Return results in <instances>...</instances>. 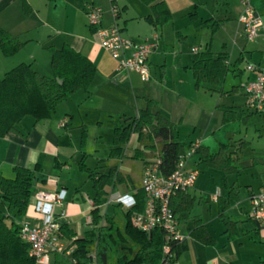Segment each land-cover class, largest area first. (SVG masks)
Segmentation results:
<instances>
[{
    "label": "crops",
    "instance_id": "0c3cea01",
    "mask_svg": "<svg viewBox=\"0 0 264 264\" xmlns=\"http://www.w3.org/2000/svg\"><path fill=\"white\" fill-rule=\"evenodd\" d=\"M23 1L0 0V26L26 43L13 56L4 55L0 49V77L22 62L35 66L43 54L46 57L44 69L51 71L48 48L64 44L90 58L97 66V73L88 90L75 92L69 100L59 105L62 106L61 110L58 109L59 106L56 108L49 119L36 121L33 117L26 116L16 130L0 140V172L10 177L14 166L32 168L43 156V171L39 173L34 193L40 189L65 188L68 191L65 203L67 217L63 220L76 232V238L81 237L89 228L93 199L90 202L85 200L83 189L63 173L65 170L69 172V159H76L79 163L83 157L81 147L69 140L71 130L74 129L75 111L78 110L83 115L80 125L82 128L89 123L85 119L91 116L100 127L106 124L110 127L114 125L118 114L127 112L134 116L146 107L147 99H152L157 103L156 109L176 125V134L181 141L206 146L211 152H216L221 144L237 145L240 139L250 144L239 153L241 173L222 177L229 185H240V201L223 210V206L217 201L223 185L211 197L219 206L220 223H208L204 213L195 212V206L190 213L178 216L181 231L188 236V247L176 264H264V241L258 235L257 223L248 217L251 193L264 186V110L254 113L247 122H223L226 107L246 109L243 86L247 80L256 77V72L246 69L247 64L254 63L264 70V0H250L263 20V28L252 42L246 39L238 21L243 10L240 0H236L233 6L229 0H165L173 20L163 28L162 34L146 21L145 17L151 13V7L142 0H115L114 3L110 0H25L31 9L29 13H26ZM89 4L103 9L104 25L109 26L116 21L127 36L138 41L150 39L157 42L156 50L150 56L149 81H142L135 72L125 73L118 69L117 61L101 47L98 37L88 25ZM113 4L119 9L117 17L113 13ZM210 18L223 21L215 33L210 28H197L200 22ZM207 44L215 53L226 51L230 55L232 70L227 76L224 91L228 92L236 85L241 88L233 93L223 94L205 88L196 89L192 71L184 67L191 65L194 49L202 50ZM241 55L243 62L238 68L233 67L232 64ZM117 125L113 127L111 143ZM136 149L144 152L138 159L134 158ZM156 151L159 150L144 148L138 134L131 136L125 151L128 161L122 160L119 167L128 181L118 186V192L134 193V170L141 168L143 174L145 165L155 156ZM152 153L154 154L151 155ZM198 158V155L194 157L195 164ZM116 161L113 158L110 165ZM97 167L101 172L109 169L106 163H100ZM244 173L251 176L247 182L241 180ZM77 177L81 181L82 176ZM244 186L246 193L243 199L241 188ZM106 189L111 188L108 186ZM191 191L189 192L196 196ZM196 199V203L199 201L204 204L202 195L199 200L197 196ZM33 204L32 196L23 220L36 223L40 216L35 212ZM235 208L240 209L244 216H234L231 212ZM6 211L7 207L0 199V215ZM195 216L203 217L206 229L214 238L213 244L207 245L189 236ZM229 221L236 222L232 233L227 231ZM63 240L69 247L75 248L72 240ZM53 261L51 260V264Z\"/></svg>",
    "mask_w": 264,
    "mask_h": 264
},
{
    "label": "trees",
    "instance_id": "16d2710c",
    "mask_svg": "<svg viewBox=\"0 0 264 264\" xmlns=\"http://www.w3.org/2000/svg\"><path fill=\"white\" fill-rule=\"evenodd\" d=\"M142 1L151 7V13L145 17L146 21L162 34L164 26L173 20L168 4L165 0ZM23 4L26 13H29L30 6L25 0ZM222 22L210 18L200 22L197 28H210L215 33ZM92 31L95 33L96 29L92 28ZM25 44L18 36L0 26V49L4 55H15ZM48 49L51 55V75L39 72L32 63L22 62L0 77V140L16 130L26 116H31L36 121L49 119L60 104L69 100L75 92L88 90L93 83L97 66L90 58L68 44L61 47L50 46ZM243 60V56H239L232 66L238 68ZM229 61L228 52L215 53L207 44L205 48L194 53L191 65L184 69L192 71L198 90L205 88L221 94L233 93L241 86L236 85L230 91H224L227 76L232 70ZM156 104L154 100L147 99L145 108L125 119L124 124L115 127L109 156L99 160L109 166L107 172L88 166L86 155L79 161L80 170L87 173L94 190L89 228L83 236L76 238V232L70 228L68 222L62 220L61 238L72 240L75 249L71 255H67L65 251H53V264H89L93 250L96 251L98 264H176L180 255L187 250V239L172 240L169 243L170 250L166 253V232L163 229L156 228L146 233L135 225L136 215L145 211L148 202V196L142 190L141 184L133 185L135 206L122 210V205H114V215L101 211V206L108 201L106 188L109 186L116 192L120 184L128 181V177L120 172L119 167L122 160L127 158L126 147L134 133L138 134L144 148L159 150L162 159L160 171L164 175L175 170L181 156L193 145L178 139L176 125L156 109ZM246 109L226 107L223 122H247L256 111L248 113ZM249 146L243 139L238 140L237 145L221 144L216 152L200 145L196 149L199 158L195 166L200 172L216 169L224 176L239 175L242 171L239 153ZM143 155L142 149H136L134 158L138 159ZM113 158L117 161L110 165ZM42 171L43 156L32 168L14 166L13 175L10 177L0 172V199L7 207L6 213L0 215V264H37L36 258L31 255L30 245L21 236L20 223L29 209L35 183ZM239 192L240 185L224 182L217 198L223 210L240 201ZM196 200V196L189 191H180L171 199V207L180 216L190 213ZM193 220L194 226L189 229V236L204 244H213L214 238L206 229L203 217L195 216ZM235 227L236 222H227L228 232L232 233Z\"/></svg>",
    "mask_w": 264,
    "mask_h": 264
},
{
    "label": "built area",
    "instance_id": "2783aa9c",
    "mask_svg": "<svg viewBox=\"0 0 264 264\" xmlns=\"http://www.w3.org/2000/svg\"><path fill=\"white\" fill-rule=\"evenodd\" d=\"M115 2V0H110ZM243 10L238 17L244 35L248 41H255L263 28L262 17L256 12L250 0H241ZM113 13L118 16L119 9L113 4ZM104 11L100 6L89 4L87 7L88 25L95 28L99 44L117 61L118 69L125 73L135 72L142 81L151 79L150 56L156 50L157 42L150 39L143 41L124 34L121 26L115 21L112 25L103 24ZM196 52L197 50L194 49ZM246 69L256 72L254 79L244 84L245 106L248 110L260 112L264 110V70L254 63H248ZM199 144L193 145L181 156L175 170L164 175L160 171L162 163L159 151L145 165L141 188L148 196L145 211L135 217V225L142 231L150 233L156 228L166 232L164 251L170 250V241L187 239L181 231V221L171 207V199L180 191H191L200 175L193 158L197 155ZM135 193V191H134ZM132 194L112 192L107 204L122 205L129 209L136 205V198ZM68 191L65 188L53 190L40 189L33 194V208L39 214V221L33 223L23 220L21 236L30 245L31 255L36 258L37 264H51L53 251L71 255L75 248L69 247L61 238V221L67 217L65 203ZM250 210L248 217L257 223L258 235L264 241V186L250 195ZM92 260L89 264H98L96 251L90 253Z\"/></svg>",
    "mask_w": 264,
    "mask_h": 264
},
{
    "label": "rangeland",
    "instance_id": "374dc122",
    "mask_svg": "<svg viewBox=\"0 0 264 264\" xmlns=\"http://www.w3.org/2000/svg\"><path fill=\"white\" fill-rule=\"evenodd\" d=\"M230 4L233 6L236 3V0H229ZM241 3V0H240ZM169 24V23H168ZM166 26V25H165ZM164 26V27H165ZM24 52H22L21 55H23ZM49 56V54H48ZM48 62V61H47ZM46 66V57L41 55V57L38 59V64H35L34 68L40 70L39 72H42L46 75H51L50 70L44 69ZM49 66V65H48ZM230 85V84H229ZM58 109H62V106H59ZM59 110V111H60ZM83 113V112H82ZM84 114V113H83ZM134 115V114H133ZM132 115L130 113L125 114H118V117L114 119V125L116 124H124L125 119L130 118ZM110 118V117H109ZM111 119V118H110ZM83 121V115L78 110L75 111V119L73 123L74 129L71 130V134L69 137L70 141H75V144H77V147L80 146L82 150V155L87 157L86 164L92 168L97 167L100 162V159H105L109 156V151L111 150L112 143H111V136L113 134V127L114 125L109 127V125L106 124L104 127H100L99 125L95 124L93 120V116L90 118L85 119L86 122H89L87 126L80 127L81 123ZM118 121V122H117ZM77 138V139H76ZM76 139V140H75ZM152 153L151 155H153ZM71 155V154H70ZM128 159V158H127ZM125 159L126 161H128ZM138 164H141L138 160H136ZM194 161V158H193ZM70 162V166L67 170L63 171L65 176L71 177L72 181L77 182V185L83 189L85 200L92 201L94 190L92 187V183L90 179L87 176V173L82 172L79 168L78 161L75 159H69L67 161ZM240 167L242 168L241 163L239 162ZM100 168L98 167V170ZM61 173V172H59ZM141 168L135 169L134 173L132 174L136 185L141 183ZM81 175V181L77 180L79 179L77 176ZM223 173L216 169H209L202 171L197 179L195 190H192L191 192L195 194L199 200L201 195L203 196V203H199L197 201L195 205V212L204 213L205 218L207 219L208 223H211V221H217V223H220L218 221V211L219 206L216 201L212 200L211 197H213L214 194L217 193V190L220 186L224 185L223 180ZM249 173H244L243 178L241 179L243 182H247V180L250 179ZM79 181V182H78ZM132 184V183H131ZM124 186H126L124 184ZM241 197L245 198L246 193V187L241 188ZM122 190V189H120ZM112 190H108L107 198H109L112 195ZM206 198L208 201H206ZM82 200V199H81ZM108 202V201H107ZM207 205V206H206ZM127 208L123 207L122 210H126ZM248 209V206L246 207ZM115 206L112 204H105L102 207V213H109L110 215H114ZM231 213H234V216L236 217H243L244 214L240 211V209L235 208ZM23 221V220H22ZM51 260L53 261V256L51 255Z\"/></svg>",
    "mask_w": 264,
    "mask_h": 264
}]
</instances>
